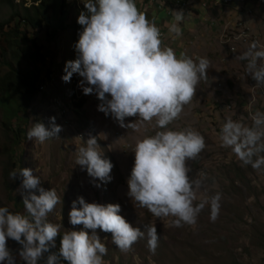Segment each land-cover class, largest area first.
Returning <instances> with one entry per match:
<instances>
[{
  "label": "rangeland",
  "instance_id": "rangeland-1",
  "mask_svg": "<svg viewBox=\"0 0 264 264\" xmlns=\"http://www.w3.org/2000/svg\"><path fill=\"white\" fill-rule=\"evenodd\" d=\"M141 1L149 2L136 0V3ZM151 1L143 11L148 19L150 11L165 10L159 5L154 9L155 0ZM164 1L167 5L171 3ZM84 2L67 0L66 14L60 17L66 28L61 29L56 22L52 24L55 32L51 37L45 32L38 35L44 62L40 66V91L28 110L24 114L19 112L7 125L0 108V207L27 215L23 198L29 190L23 187L20 169L30 168L33 175L39 176L41 187L46 191L55 189L61 197V203L48 216L49 222L60 224L58 235L73 230L93 234V230L83 225L70 223L71 205L78 197L88 203L119 204V214L126 222L145 231L144 238L123 252L113 243L111 233L95 230L107 247L102 258L106 264H264V168L256 170L243 164L230 148L222 146L220 139V129L227 119L251 126L252 115L257 110L264 111V86L258 85L247 71V61L239 59L252 42L264 49V0H197L184 11L180 37L170 35L168 27L161 28L167 37L163 46L172 47L177 56L183 52L193 59L210 60L207 79L200 81L191 103L184 106L180 118L169 127L174 130L190 127L204 135L206 148L196 160L187 161L191 177L202 180L194 203L219 192L221 209L218 219L212 222L206 205L195 225L182 227L173 226L174 217H155L129 196L127 181L134 165L135 144L160 130L155 120L149 123L129 117L125 122L135 127L122 128L110 115L98 110L101 102L95 93H83L79 86L82 77L74 73L69 82L62 79L65 64L78 57L75 45L83 27L77 21L82 11L87 14ZM170 10L169 7L166 13ZM173 10L166 19L168 24L173 20ZM9 14V6L0 0V21ZM76 23L78 28L74 30ZM260 65H264V60L257 61V66ZM17 67L24 66L19 63ZM7 71L0 58V74ZM52 117L54 124L61 126L58 134L44 143L35 137L27 138V131L36 123H43L51 131ZM93 137L102 158L113 165L109 182L95 180L100 187L95 186L86 168L82 170L75 163L79 147L86 146V141ZM14 138L17 145L13 144ZM13 170L17 176L10 179ZM202 172L207 175L201 177ZM148 225H155L159 236L154 253L147 243ZM7 246L16 264H25L19 255L22 246L11 239ZM51 254V251L43 253L37 264H46Z\"/></svg>",
  "mask_w": 264,
  "mask_h": 264
},
{
  "label": "clouds",
  "instance_id": "clouds-1",
  "mask_svg": "<svg viewBox=\"0 0 264 264\" xmlns=\"http://www.w3.org/2000/svg\"><path fill=\"white\" fill-rule=\"evenodd\" d=\"M84 5L87 14L82 11L77 21L83 27L75 45L78 57L65 64L62 79L69 82L74 73L82 77L79 86L83 93H95L101 102L98 110L110 115L120 127H135L125 120L138 117L142 122L155 120L160 129L135 144L134 165L127 181L129 196L157 218L174 217L175 227L195 225L206 205L210 220L215 222L222 194L217 192L194 203L202 180L191 177L187 164L206 148L205 137L190 127H169L180 118L184 106L191 103L200 81L207 79L210 60L193 59L183 52L177 56L172 47L163 46L162 30L155 18L149 20L138 9L136 0H86ZM172 13L168 32L180 37L185 12L175 9ZM239 59L247 61V71L258 85L264 86V65L257 66L258 60H264V49L252 42ZM51 119V131L43 123H36L27 131V138L35 137L44 143L58 134L61 126L54 124V117ZM251 119V126L227 119L220 129V139L222 146L230 148L243 164L260 170L264 168V111L257 110ZM97 148L96 138H89L86 146L79 147L75 163L82 170L86 168L95 186L100 187L95 180L109 182L113 165L102 158ZM20 175L24 177L23 187L29 190L23 198L27 215L0 207V264H16L7 246L9 239L22 246L19 255L25 264H37L42 254L49 251V243L55 245L60 232V224L49 222L48 216L61 203V197L55 189L46 191L41 187L40 178L33 175L32 169H20ZM16 176L15 170L9 173L10 179ZM120 211L119 204L88 203L78 197L71 205L70 223L83 225L93 234L84 230L63 233L59 256L49 255L46 264H60V258L68 264H103L107 247L95 234L97 229L111 233L113 243L121 251L131 250L135 242L145 237V231L126 222ZM146 234L149 250L154 253L159 243L155 225H148Z\"/></svg>",
  "mask_w": 264,
  "mask_h": 264
},
{
  "label": "trees",
  "instance_id": "trees-1",
  "mask_svg": "<svg viewBox=\"0 0 264 264\" xmlns=\"http://www.w3.org/2000/svg\"><path fill=\"white\" fill-rule=\"evenodd\" d=\"M3 1L9 6L10 14L0 21V58L8 68L7 72L0 74V108L8 125L19 112L24 114L28 110L30 102L40 91V66L44 57L37 37L41 32L51 37L55 32L52 24L56 22L61 29L66 28L60 17L66 14L67 0ZM73 28L76 30L78 24ZM19 63L24 67L18 68ZM14 123L20 124L19 121ZM13 144H18L16 138ZM61 239L62 236L58 235L55 244H59ZM50 251L56 254L51 243Z\"/></svg>",
  "mask_w": 264,
  "mask_h": 264
},
{
  "label": "crops",
  "instance_id": "crops-1",
  "mask_svg": "<svg viewBox=\"0 0 264 264\" xmlns=\"http://www.w3.org/2000/svg\"><path fill=\"white\" fill-rule=\"evenodd\" d=\"M72 1H75V0H72ZM151 2H153V1L149 0V2L147 4H145L144 2H143L144 4H142V1H141L140 3H136V5H137L139 10L146 11V9H144V8H148L149 3H151ZM170 2H171L170 5L169 4L167 5L164 0H155L154 1L155 7L153 6L154 9H156V7L159 5V6L164 7L165 10L163 11V13L155 12L154 10L150 11L149 20H152L153 18H155L156 24L161 25V26H158L160 29L163 27H168V23H167L166 19L170 18V17L167 15L166 12H167V9L169 7L171 10L174 8L175 0H171ZM171 10L168 11V14H171ZM146 16H147V14H146Z\"/></svg>",
  "mask_w": 264,
  "mask_h": 264
},
{
  "label": "built area",
  "instance_id": "built-area-1",
  "mask_svg": "<svg viewBox=\"0 0 264 264\" xmlns=\"http://www.w3.org/2000/svg\"><path fill=\"white\" fill-rule=\"evenodd\" d=\"M194 2H197V0H177L174 7L176 10L183 9L184 11H187V7L190 4H193ZM161 37H162L163 42L167 40V37L163 31H161ZM59 249H60V243L55 244L53 246V250L57 255H59ZM60 264H68V262L63 260V261H60ZM103 264H106V263L103 262Z\"/></svg>",
  "mask_w": 264,
  "mask_h": 264
}]
</instances>
